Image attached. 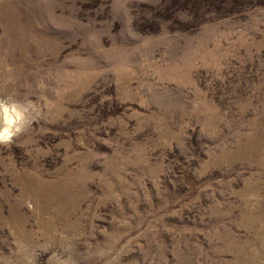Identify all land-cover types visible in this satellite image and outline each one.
Listing matches in <instances>:
<instances>
[{
  "label": "rangeland",
  "instance_id": "374dc122",
  "mask_svg": "<svg viewBox=\"0 0 264 264\" xmlns=\"http://www.w3.org/2000/svg\"><path fill=\"white\" fill-rule=\"evenodd\" d=\"M0 264H264V0H0Z\"/></svg>",
  "mask_w": 264,
  "mask_h": 264
},
{
  "label": "bare ground",
  "instance_id": "6f19581e",
  "mask_svg": "<svg viewBox=\"0 0 264 264\" xmlns=\"http://www.w3.org/2000/svg\"><path fill=\"white\" fill-rule=\"evenodd\" d=\"M4 127L0 128V135H5L7 134L8 131H10V125H11V117L8 115V113H6V117L4 118ZM1 124V123H0Z\"/></svg>",
  "mask_w": 264,
  "mask_h": 264
}]
</instances>
